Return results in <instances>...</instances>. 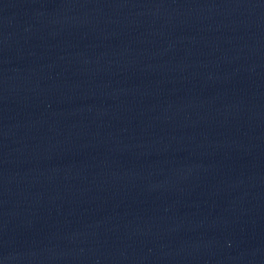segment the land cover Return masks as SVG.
I'll return each mask as SVG.
<instances>
[{
  "label": "water",
  "instance_id": "95a60500",
  "mask_svg": "<svg viewBox=\"0 0 264 264\" xmlns=\"http://www.w3.org/2000/svg\"><path fill=\"white\" fill-rule=\"evenodd\" d=\"M0 264H264V0H0Z\"/></svg>",
  "mask_w": 264,
  "mask_h": 264
}]
</instances>
